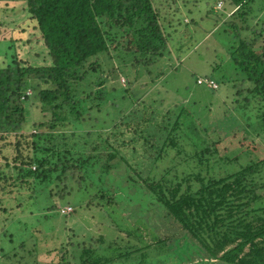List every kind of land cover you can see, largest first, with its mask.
<instances>
[{"label":"trees","instance_id":"trees-1","mask_svg":"<svg viewBox=\"0 0 264 264\" xmlns=\"http://www.w3.org/2000/svg\"><path fill=\"white\" fill-rule=\"evenodd\" d=\"M214 5H208L206 13H213ZM170 7L168 0H0V44L5 47L0 54V193L6 195L4 200L24 186L30 193L16 197L20 213L26 215L16 218L23 225L22 229L19 225L17 240L12 239L16 245L10 252L0 248V264H264V207L253 206L260 197L256 190L264 186L255 181L264 168V0H224L219 8L229 64L236 74L233 102L237 101V107L233 102L228 105L236 108V119L239 109L247 114L246 135L225 132L217 117V125H211L208 133L196 123L206 119L192 115L183 103L173 102L160 112L142 100L129 110L132 115L141 113L139 120L124 123L130 127L131 139L125 141L120 132L113 133L111 142L104 140L103 174L119 166L109 162L118 155L129 165L120 151L129 143L142 141L153 148L155 138L145 130L150 125L165 137L158 158L167 144H176L177 137L192 147L193 153L186 156L193 166L180 181L166 174L126 180L143 189L150 201L140 207L133 198L128 208L139 206L151 214L149 222L154 226L141 217L135 221L132 216L123 217L121 212V224L113 221L109 208L115 197L103 191L102 173L94 177L89 172L93 157L79 154L73 158L72 148L62 153L54 150L53 134L73 129L75 123L81 126L84 112L93 109L97 115L106 90L122 87L119 78L126 79L122 89L128 92L134 80L123 68L126 62L131 59L132 69L147 68L162 56L168 45L167 28H173V19H167ZM34 47L44 52L43 61L31 57ZM101 58L110 66L108 77L101 74ZM89 75L94 79L88 81ZM107 80L102 92L95 90ZM210 80L200 79L197 85L207 86L205 81ZM27 90L30 95L24 96ZM128 98L137 101L133 91ZM34 101L41 111L30 117ZM91 125L102 129L110 124L94 117ZM208 135L214 138L206 141ZM214 154L221 157L216 159ZM222 164L223 170L231 171L210 175ZM75 190L93 192L82 203L84 210L107 212L112 229L107 238L101 231L103 223L100 229L87 232L86 240L78 239L76 229L68 225L61 229L48 225L53 213L66 218L74 212L72 204L60 206L59 201ZM42 193L47 200L44 222L31 215ZM12 209L8 205L1 211ZM40 234H51L53 243L37 255L36 236Z\"/></svg>","mask_w":264,"mask_h":264},{"label":"rangeland","instance_id":"rangeland-1","mask_svg":"<svg viewBox=\"0 0 264 264\" xmlns=\"http://www.w3.org/2000/svg\"><path fill=\"white\" fill-rule=\"evenodd\" d=\"M162 2L164 3L165 0H162ZM168 3H170L171 7L168 9L169 14L167 19H173V28H167L168 45L162 51V56L155 57L153 65H149L147 68L138 66L136 69H132L130 59L123 65L125 66L123 68L130 74V79L134 80L128 92H123L127 84L126 79L123 77L119 78L122 87H118L116 90H106L105 101L103 103L99 101L101 106L100 112L97 115L95 114L96 110L93 109L90 112H84L83 117L85 119L82 120L81 126L75 123V128L68 127L63 130L64 132L58 131L53 134L52 144L57 147L54 148L55 152L60 150L62 153L63 149L72 148L73 158L78 157L79 154L84 157L88 155L93 157L90 160L93 162L92 166L88 170L94 177L102 173L100 164L102 165L106 161L105 154L107 150H104L105 138L110 139L111 142L113 133L119 134L122 132L125 141L131 139L130 127L124 123L129 122L133 124L139 120L141 113L132 115L129 110L142 100L152 104L160 112H165L166 108L173 106V102L183 103L184 106L188 107V112L192 115L197 116V118L206 119L203 122H200L198 119L196 123L199 122L203 127H206L208 133L217 125L216 122L214 123L217 117L225 132H236L246 135L247 123L245 117H247V114L242 113L239 109L238 114L240 116L237 119L235 118L237 101L233 102L236 99V97L233 99V82H236L234 77L236 74L230 67L229 57L226 52V38L222 32V22L224 19L221 20V10L214 5L215 2L213 0H168ZM212 4L214 5V12L206 13L209 10L208 5L211 6ZM175 8L179 10L172 15L171 11L175 10ZM226 15L228 13H225V17H227ZM262 15V12H259L257 17L260 18ZM4 48L0 44V54ZM34 51V53L31 52V57L34 56L35 60L43 61L42 55L44 52L38 49V47H34ZM110 63L113 67L122 68L117 62L113 61L112 63L110 61ZM98 64L101 66L102 76L105 77L110 66L102 58ZM90 79H94V77L89 75L87 80L89 81ZM200 79H212L216 83L217 88L210 90L205 85H197L199 83L196 80L199 81ZM109 82L110 80L103 82V85L95 87V90L100 92L103 88L101 86ZM132 91L135 92L137 101L135 99L132 102L129 101L128 94ZM160 100H163V104L160 103ZM229 102L235 103V107L234 105H228ZM25 105H27V102ZM40 111V104L35 101L32 102L31 109L29 108L30 117H33L32 114L35 117ZM241 114L243 115L241 116ZM94 117L99 119L100 122L105 123L106 121L110 125L102 129L97 125L93 128L91 123ZM119 124L121 125L120 128L115 129ZM218 128L217 126L216 129ZM145 130H147V132L145 131L146 134L148 133L155 138L152 140L153 144H151L153 148H150L148 145H142V141H138L134 144L129 143L126 148L120 149L122 156L127 159L130 167H134L136 170L129 168V165L126 166L118 155L109 162L110 164L117 162L119 166L112 168L108 174L102 173L101 175L103 178V188L106 189L103 191L115 197L116 205L114 206V203L109 210L112 219L115 218L113 221L118 220V224H121L118 218L120 212L123 217L132 216L134 221L135 217H141L143 221L149 222L151 215L139 209L140 204L144 206L150 201L148 199L146 201L147 196L143 193V189L137 188V184L134 185L126 181L128 177L138 181V175L139 177L146 178L153 174H166L168 179L180 181L183 176L182 174L189 172L190 167L193 166L191 165L193 164L192 160H189L186 156V153H193L192 147L188 144L187 140L182 137L175 138L176 144L174 146L167 144L164 153H162L163 156L158 158V149L162 146L163 139L165 138L164 134L157 132L151 125ZM206 137L205 140L210 141V138H214V135ZM76 151L78 154H76ZM214 156L216 159L221 157L219 154H214ZM261 157L263 156L261 155ZM238 163L243 166V159H239ZM239 165L237 164L238 168ZM0 167H3L1 161ZM222 167H224L223 164L220 166L216 165L209 172L210 175L213 173L224 174L231 171L223 170ZM261 176L255 177L256 183L264 184V168L262 169ZM13 177L15 178L14 174ZM123 183L126 184L125 187L122 186ZM26 187L20 188L18 192L13 190L15 192L12 193L11 197L7 196L8 200H4L6 195H1L0 193V197L3 199L0 204L1 252H10L12 246L17 243L15 241L13 243L12 239L15 237V240H17L16 233L18 232L19 225L20 229H22L23 225L21 223L18 224L16 222L18 219L16 218L26 214L25 212L20 213L22 208L20 206L17 207L19 203L16 197L20 198L21 196L30 195ZM89 193L93 192L75 190L62 201H59L60 206L66 203L72 204L74 212L66 216V218L53 213L49 218L50 220H48V225L59 226L58 228L60 229L68 225L70 228L76 229L77 232H74L79 237L78 239L81 240L84 238L88 239L90 237L88 233H91L93 229H100V225L103 223L101 231L105 238H107L112 230L109 229L110 219L105 214L107 212L96 209L84 210L82 208V203L87 202ZM94 193L98 192L94 191ZM256 194L260 195V197L253 203V206L264 207V186L257 189ZM133 198H135V202L139 206L137 208L130 207L129 209L128 207L131 205L129 200ZM22 202L27 203L28 200H22ZM46 203L45 193H42L38 198V207L35 206L37 209L32 206L34 207L33 214H31L33 219H42ZM8 205L14 206V209L7 213H2L1 209ZM138 211L144 213L140 215V213H136ZM141 219L139 218V220ZM42 221L44 222L43 219ZM14 222L16 223L13 224ZM150 225L154 226L151 223ZM57 231L53 232L56 238L58 235ZM50 235L40 234L36 236L37 255H42L45 250L52 246L53 239H51ZM57 243H54L53 246Z\"/></svg>","mask_w":264,"mask_h":264},{"label":"built area","instance_id":"built-area-1","mask_svg":"<svg viewBox=\"0 0 264 264\" xmlns=\"http://www.w3.org/2000/svg\"><path fill=\"white\" fill-rule=\"evenodd\" d=\"M223 2H224V0H217V2H216V6L218 7V9L221 7V5L223 4ZM197 82H199V81H197ZM207 84V86L209 87V88H213V87H215L216 85H215V83L212 81V80H210V81H205Z\"/></svg>","mask_w":264,"mask_h":264},{"label":"clouds","instance_id":"clouds-1","mask_svg":"<svg viewBox=\"0 0 264 264\" xmlns=\"http://www.w3.org/2000/svg\"><path fill=\"white\" fill-rule=\"evenodd\" d=\"M28 95H30V91L29 90L25 91V93H24V96H28Z\"/></svg>","mask_w":264,"mask_h":264},{"label":"crops","instance_id":"crops-1","mask_svg":"<svg viewBox=\"0 0 264 264\" xmlns=\"http://www.w3.org/2000/svg\"><path fill=\"white\" fill-rule=\"evenodd\" d=\"M231 12L228 13V15L230 14Z\"/></svg>","mask_w":264,"mask_h":264}]
</instances>
